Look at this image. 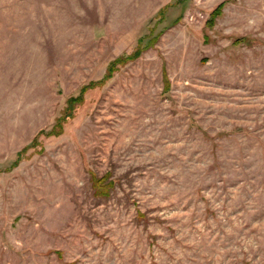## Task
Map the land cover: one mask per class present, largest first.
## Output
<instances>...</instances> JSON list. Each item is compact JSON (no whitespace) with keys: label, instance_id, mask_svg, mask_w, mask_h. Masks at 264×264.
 <instances>
[{"label":"rangeland","instance_id":"374dc122","mask_svg":"<svg viewBox=\"0 0 264 264\" xmlns=\"http://www.w3.org/2000/svg\"><path fill=\"white\" fill-rule=\"evenodd\" d=\"M0 264H264V0H0Z\"/></svg>","mask_w":264,"mask_h":264},{"label":"trees","instance_id":"16d2710c","mask_svg":"<svg viewBox=\"0 0 264 264\" xmlns=\"http://www.w3.org/2000/svg\"><path fill=\"white\" fill-rule=\"evenodd\" d=\"M214 13H217L218 14L219 12L217 10ZM119 62L120 61H119V58H118L116 61H114L112 63V65H115L116 63H119ZM74 100H81V96H78L77 98H74L71 101H74ZM58 125H60V124H55L54 127L52 128V130L50 132H47V133H56L57 131H56L55 128ZM41 132H44V131H41ZM25 149H23L22 151H25ZM22 151L19 152V156L22 153ZM18 161H19V159H17L15 161V163L13 164V166L16 165L18 163ZM92 178H93V187L95 189V193L98 194V195H104V196L109 195V189H110L111 182H109V181L108 182H105L106 181V177L105 176L102 177V178H99V177H97V176L94 175V176H92Z\"/></svg>","mask_w":264,"mask_h":264}]
</instances>
